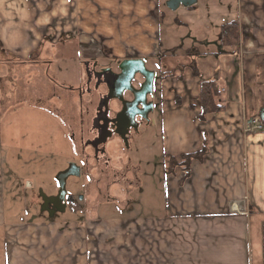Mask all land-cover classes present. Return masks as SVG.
Listing matches in <instances>:
<instances>
[{
  "label": "crops",
  "instance_id": "1",
  "mask_svg": "<svg viewBox=\"0 0 264 264\" xmlns=\"http://www.w3.org/2000/svg\"><path fill=\"white\" fill-rule=\"evenodd\" d=\"M167 1L0 0V42L7 55L22 60L44 35H64V43L77 49L78 64L142 59L153 70L147 61L164 58L160 20ZM217 1L224 7L214 25L218 37L201 42L200 50H188L191 59L172 65L168 76L162 77L161 69L152 86L149 121L161 138L160 180L150 163L141 168L130 156L124 165L121 157L107 154L116 169L128 168L130 183H116L109 188L112 197L98 205L86 200L75 212L43 217L41 207L32 203L34 184L28 179L21 186L14 175L18 169L6 163L0 142V264H262V252L253 248L252 223H264V130L245 128L264 108V0H234V11L229 0ZM198 2L178 8L193 10ZM231 21L238 24V44L223 46L220 28ZM22 62L39 67L36 61ZM215 72L226 107L200 120V82ZM3 75L0 86L6 89ZM80 76L76 86L69 82L65 88L74 113V104L80 106L74 88L85 80L84 65ZM49 84L53 98L60 99L58 84ZM82 100L88 104L86 97ZM70 129L77 137V130ZM69 141L73 155L75 143ZM203 144L202 159L192 160L185 170L182 156ZM79 179L85 182L83 177L67 181L70 191L77 190L73 184ZM123 189L129 194L120 199ZM133 192L148 201L143 205L130 196ZM156 192L163 196L160 203L151 198Z\"/></svg>",
  "mask_w": 264,
  "mask_h": 264
},
{
  "label": "rangeland",
  "instance_id": "2",
  "mask_svg": "<svg viewBox=\"0 0 264 264\" xmlns=\"http://www.w3.org/2000/svg\"><path fill=\"white\" fill-rule=\"evenodd\" d=\"M214 2H216V6H213ZM218 5L217 0H199L193 10H186L182 7L169 10L162 4L164 13L160 20V41L163 51L161 56L164 58L159 60L160 62L158 60L147 61L148 67L155 71L153 84L157 85V76L161 69L167 70L172 68V65L190 60V55L186 54L188 50L189 52L195 48L200 50L203 48L201 42H211L218 37L219 34L216 33L214 25L224 14L223 5ZM227 5L232 8V11L235 10L234 0H229ZM221 19L227 18L221 17ZM67 39L68 37L64 35H44L37 48L34 49L37 50L34 59L29 60L27 56L20 60L6 53L0 57V75L5 74L3 79L6 78L7 81L6 89L3 84L0 87V99L2 98L0 102V142L7 159L6 163H14L15 168L18 169V173L14 175L21 186L23 187L28 179L34 184L32 188L34 201L32 203L36 209L40 208L39 205L42 201L40 200V190L49 191L48 193L55 192L58 170H62L66 166L65 160L76 159L71 155L69 140L72 132L71 125L77 130V133L79 132L78 109L80 106H78V102L76 106L74 104L76 111L74 113L70 102L71 100L73 103V100L71 95H67L65 88L69 82L73 84L72 86H76L74 84H77L75 82L80 79V70H83L84 64H78L79 61L75 57L77 49L72 44H65ZM60 42L63 43L61 46L58 45ZM22 61H36L39 67L27 68L24 66L26 63ZM15 64L19 66L17 70L11 67ZM48 64H51L50 68L47 67ZM51 80L59 86L57 93L60 95V99L53 98L51 84H49ZM75 100L77 101L74 95V102ZM69 122L72 123L69 124ZM158 131L159 128H155L153 123L142 127L140 137H135L130 151L126 149L124 143L123 145L119 143L116 157H121L125 165L126 160H129L131 156L133 164H139L141 168H147L150 163L153 174L156 173L155 179L160 180L159 171L163 168L164 162L161 157V138ZM85 135L91 136L89 133ZM86 153L89 154V150ZM92 168L93 163L89 161L87 169L91 170ZM101 168V174L94 170L91 172L94 175L85 178V182L79 179L73 184L74 187L83 186L76 191L78 196L87 202L92 200L95 204L104 202L112 197L109 195V188L120 182L127 184L126 182L130 180L126 167L116 169L109 164L108 167L101 166ZM11 172L14 173V171ZM138 180L143 182L145 177L139 175ZM35 182L39 183L38 187ZM86 184L88 188H86ZM73 186L71 185V189H74ZM128 194L123 189L117 196L121 199ZM130 196L141 199L143 205L148 201V197L144 194L133 192ZM151 198L160 203L163 196L156 192L151 194ZM41 213L43 217L47 216L46 213ZM252 225L253 248L257 254L263 249V227L258 222H253Z\"/></svg>",
  "mask_w": 264,
  "mask_h": 264
},
{
  "label": "flooded vegetation",
  "instance_id": "3",
  "mask_svg": "<svg viewBox=\"0 0 264 264\" xmlns=\"http://www.w3.org/2000/svg\"><path fill=\"white\" fill-rule=\"evenodd\" d=\"M119 64L99 65L97 61L84 63L85 80L81 86L74 88L78 94L80 110L79 132L73 131L71 139L74 141L72 157H77V162L70 161L58 172L68 169L71 165V172L78 171L80 176H70L66 179V192L60 199L57 198L60 187L56 180L57 190L51 194V201L44 204L40 198V207L50 218L60 217L66 211H77V207L85 202L84 198L78 196L77 191L72 192L66 186L69 179L90 177V172H102L103 167H108L109 161L105 157L107 154H117L119 143H123L126 149L130 151L131 144L135 137H140L141 128L150 125V114L147 111L151 109V94L144 96L137 95V100L144 101V107L133 104L135 101L132 90H138L144 83V78L138 74L127 83V75L120 76L121 70ZM128 86V87H127ZM131 88V89H128ZM70 89H73L72 87ZM147 90L143 85L142 91ZM88 100V104H83V98ZM88 130V132H87ZM89 133L91 136H86ZM89 150V154L86 153ZM125 150V149H124ZM105 158V159H104ZM93 163V168L87 169L88 162ZM79 166V167H78ZM77 167L79 168L77 170ZM89 173V174H88ZM128 180L126 183H129ZM83 186H77V190ZM85 188V187H84ZM86 188H88L86 184ZM85 188V189H86Z\"/></svg>",
  "mask_w": 264,
  "mask_h": 264
},
{
  "label": "trees",
  "instance_id": "4",
  "mask_svg": "<svg viewBox=\"0 0 264 264\" xmlns=\"http://www.w3.org/2000/svg\"><path fill=\"white\" fill-rule=\"evenodd\" d=\"M221 34H220V42L223 46H228L229 44H238V24L236 21H231L228 23H225L220 28ZM37 50H34L31 54H29L28 59H34V55ZM5 51L2 48V45L0 43V57L2 54H4ZM171 72H167L165 70L161 71V76L166 77ZM194 74H198L197 70L194 69ZM0 84H1V76H0ZM1 87V86H0ZM200 93L198 95L197 100L200 104V114L198 115V118L200 120H204L209 114H215L220 113L224 108L226 107V101L223 98V93L221 88H219V77L218 73L215 72L212 76V78H208L207 80H201L200 82ZM263 125H264V118L261 119ZM206 152L205 144H203V148L200 149L198 152L191 153L185 156H182L181 165L184 166L185 170L188 169L189 163L196 159L200 160L202 159V156ZM173 165H176L177 163H174V161H171ZM263 229H262V236H263V242H262V259L264 264V223Z\"/></svg>",
  "mask_w": 264,
  "mask_h": 264
},
{
  "label": "water",
  "instance_id": "5",
  "mask_svg": "<svg viewBox=\"0 0 264 264\" xmlns=\"http://www.w3.org/2000/svg\"><path fill=\"white\" fill-rule=\"evenodd\" d=\"M197 0H169L166 3V7L169 10H175L177 9L179 6H184V7H191L193 6L194 3H196ZM85 64H87V62H85ZM119 69L121 70V74L120 76L122 77L123 75H127V78L125 81H127V83L130 84L131 80L134 78L135 75L140 74L143 78H144V83L141 85V87L138 90H132L133 94H134V98L135 101L133 102V104H135L136 106H141L144 107V101L143 100H137V95L140 93L144 96L150 95L153 91H152V86H153V77H154V71L153 70H148L145 65H144V61L142 59H136V60H132V59H126L124 61H122L119 64ZM145 84V86H147V90L142 91L143 89V85ZM128 87V86H127ZM151 109L147 111V114L151 112L152 110V103H151ZM264 118V108L261 109V113H260V119ZM147 122H149V119L146 117ZM75 165V164H73ZM73 165H71L68 169L59 172L57 174V181H58V185L60 187V191L59 194L57 195V198H62L66 192V188L65 186V182L66 179L70 176L76 175V176H80L78 171H73L71 172V168H73ZM79 168L77 167V170ZM41 194V199L44 201V204H47L48 202L51 201V197H47V195L45 193H43V191H40Z\"/></svg>",
  "mask_w": 264,
  "mask_h": 264
},
{
  "label": "built area",
  "instance_id": "6",
  "mask_svg": "<svg viewBox=\"0 0 264 264\" xmlns=\"http://www.w3.org/2000/svg\"><path fill=\"white\" fill-rule=\"evenodd\" d=\"M245 130H246V132L253 133L256 131L264 130V126L261 123V121L259 120V118L256 117L255 119L251 120L250 123H248Z\"/></svg>",
  "mask_w": 264,
  "mask_h": 264
}]
</instances>
